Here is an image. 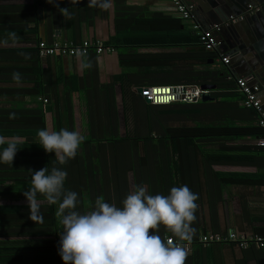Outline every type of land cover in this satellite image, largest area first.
Wrapping results in <instances>:
<instances>
[{
	"label": "trees",
	"instance_id": "16d2710c",
	"mask_svg": "<svg viewBox=\"0 0 264 264\" xmlns=\"http://www.w3.org/2000/svg\"><path fill=\"white\" fill-rule=\"evenodd\" d=\"M53 1L65 6L72 5V9L76 7L74 3L77 2ZM47 3V0H36V5ZM113 3L117 9L125 4V0H113ZM116 13L122 17L123 12L116 10ZM54 18H51L53 24H58L61 20L59 16ZM116 26L118 27L117 23ZM177 29L175 26V30ZM130 39L114 35L110 37L109 42L117 43L115 46L129 45ZM198 39L199 37L190 30L181 29L177 34L161 40L171 44L195 45L199 43ZM37 46L38 41L34 47H29L35 54L34 86L31 88L30 82L28 88L29 94L34 96V103L26 105L22 102L27 92L24 90L19 92L18 106L0 107V137L5 140V143L0 145V152L12 141L18 148L11 166L0 162L3 194H16V197L7 198V201L0 204L1 219L5 223L0 227V237L4 236L0 238V264H64L59 255L58 238L63 229L55 215L58 204H49L38 194V200H45L41 203L44 219L42 223H35L29 219L30 211L23 195L31 186L29 170L35 172L44 167L48 168L49 174L53 167L67 172L64 189L78 194L77 211L81 213L92 210L98 198L122 207V201L133 191L132 187L129 189L128 170L132 171L134 186L144 185L149 194L167 195L172 187L187 185L199 198L196 201V221L192 225L195 229L191 240L192 250L190 249L186 261L205 257L210 259L212 250L223 245L239 248L240 261L251 258H261L264 261V245L250 243L247 248H240L236 242L223 241L208 245L199 242L202 233L227 234V231L217 229L208 231L201 222L205 207L212 208L211 201L203 202L204 196H210V192L199 178L207 167L206 164L211 168L218 191L221 185H250L259 183L264 178H255L257 175L248 171L212 169L215 165H257L259 153L264 152V146L255 147L258 154L252 155L253 147L250 144H225L227 140L264 137V127L257 124L256 111L240 103L243 96L234 90L233 80L227 79L223 70L211 69L206 63V59L215 57L214 51H208L206 54L181 53V58L196 68L169 71L162 82L166 85L216 84L218 90L210 93L214 97L212 100L157 105L145 103L142 96L128 91L132 121L124 131L119 129L120 120L113 87L102 86L97 92L91 89L92 93L87 88L89 137L84 138L74 159L60 165L55 153H46L40 146L38 130L48 128L59 131L66 128L81 135L82 132L79 128L73 130V108L69 99L62 107L57 106L56 122L49 120V113L52 111L51 76L48 69L43 70ZM65 93L71 97L72 91ZM56 95H59L58 91H54V96ZM57 101L59 102L58 98ZM246 228L240 227L234 231L245 235L251 232L261 236L264 241V228L251 227L248 231ZM157 234L163 240L164 235ZM172 237L178 240L174 235ZM211 258L214 257L211 255ZM18 260L20 263H15Z\"/></svg>",
	"mask_w": 264,
	"mask_h": 264
},
{
	"label": "crops",
	"instance_id": "0c3cea01",
	"mask_svg": "<svg viewBox=\"0 0 264 264\" xmlns=\"http://www.w3.org/2000/svg\"><path fill=\"white\" fill-rule=\"evenodd\" d=\"M191 1L196 5V17L204 28H212L217 25L211 23L214 21L208 23L212 18L210 16L212 8L206 0ZM74 4L76 7L72 9V5L65 6L55 1L36 5V0H0V107L18 106L20 103L19 92L24 90L27 92L22 102L26 105L34 103V96L29 94L28 88L31 84V88L34 86L35 54L29 47H34L39 40H44L46 43L54 41L76 43L84 39L99 40L111 48L100 54H96L94 51L88 52L87 59L91 61L92 67L84 70L80 69V61L77 56H60L59 60L56 59V55L40 56L43 70L48 69L51 76L52 99L50 103L52 111L49 113V120L56 122V110L69 99L73 108L72 123L75 126L73 130L79 128L84 138L89 137L87 88L92 93L91 89H95L97 92L98 88L100 89L102 86L113 87L116 110L120 120L119 129L124 131L132 121L128 91L139 94L137 90L139 87L166 85L162 82L163 79L165 81L164 77L169 74V71L196 68V66L192 67L190 63H186L181 58V53H208L199 44L179 45L161 40L177 34V31L181 29L189 30V22L182 23L183 20L173 14L169 0H125V4L117 9L113 0H77ZM248 4H260V10L264 9V0H249ZM205 5L210 8L208 12L204 11ZM62 8H68L70 14L68 17L65 18L61 14L59 9ZM116 10L119 13L123 12L121 18V14H117ZM260 10L248 11L247 7H243L240 14L251 18L253 26V28L247 26L248 33H252V29H262L264 26L262 16L259 15L260 17L255 18L252 15ZM58 16L61 20L58 21V24H53L51 18L57 19ZM209 16L211 18L207 19ZM175 26H177V30H175ZM12 33H15L17 38H13ZM114 35L130 37L129 45L115 46L117 43L109 42L110 37ZM220 39L221 48L217 47L216 52L214 51L215 57L206 59V63L210 65L211 69L223 70L227 79L233 80L234 90H236L235 77L246 78L250 83L260 82L264 79V64L261 62H257L255 68L252 65L243 68L241 63L233 66L230 62L224 64L220 61L217 53L219 50L222 51L219 53H225L224 44L226 41L224 37H220ZM254 51L256 50L254 49ZM14 73H19L20 78L15 79ZM215 86L216 88L209 89L210 93L218 90L216 84ZM54 91H58L59 95L54 96ZM70 91H72L71 97L65 93H70ZM260 97L264 107V92ZM258 139L227 140L225 144H250L253 147L252 155H255L258 154L255 147L261 146L258 144ZM259 155L257 165L242 167L215 165L212 166V169L248 171L255 173L257 175L255 178L264 177V152ZM205 166L207 167L204 168L205 170L199 175V178L205 184L206 190L210 192V196L205 195L203 202H212L211 209L208 206L205 207L204 217L201 221L206 229L225 232L234 231L240 227H247V231L251 227L264 228V178L261 182L250 185H221V189L218 191L217 183L211 175V168L207 164ZM128 182L130 183L129 189L131 187L133 189V175L130 170H128ZM5 183L10 184V182ZM2 184H4L3 179L0 178V204L7 201L5 200L7 198L16 197V194H3ZM39 201L40 203L45 202L43 199ZM1 216L0 211V227H3L5 223L2 222ZM158 233H162L164 236L173 235L163 226ZM248 235L253 234L250 232ZM0 238H4V236ZM206 253H209L208 250ZM211 255L214 257L213 259ZM240 256L239 248L233 245H223L212 250V253L209 254L210 259L205 257L186 261L185 264H264L261 258L240 261ZM18 262L20 263L19 260L15 263Z\"/></svg>",
	"mask_w": 264,
	"mask_h": 264
},
{
	"label": "clouds",
	"instance_id": "9594fccd",
	"mask_svg": "<svg viewBox=\"0 0 264 264\" xmlns=\"http://www.w3.org/2000/svg\"><path fill=\"white\" fill-rule=\"evenodd\" d=\"M53 3V0H47ZM58 2V0H57ZM54 6H56L54 4ZM66 18L68 8L59 9ZM13 38H17L12 33ZM80 69L92 63L84 51L77 53ZM15 79L19 73L13 74ZM210 94V93H209ZM39 144L46 153H55L60 165L74 159L84 137L66 128L38 130ZM5 140L0 137V145ZM18 148L14 141L0 152V162L12 165ZM31 172V186L23 192L31 219L43 222L38 194L49 204H58L55 212L62 226L59 255L64 264H185L186 245L165 242L159 232L163 226L179 241L190 242L195 233L198 194L187 185L172 187L167 195L149 194L144 185L134 186L122 201V207L98 198L87 213L77 211L78 194L64 189L67 172L47 167Z\"/></svg>",
	"mask_w": 264,
	"mask_h": 264
},
{
	"label": "built area",
	"instance_id": "2783aa9c",
	"mask_svg": "<svg viewBox=\"0 0 264 264\" xmlns=\"http://www.w3.org/2000/svg\"><path fill=\"white\" fill-rule=\"evenodd\" d=\"M172 5L173 14L180 19L189 22L188 29L199 37L198 44L207 51H215L218 47V42L214 34V29L218 30L219 25L212 28H204L198 21L195 9L196 5L191 0H169ZM249 11L260 10V4H248ZM244 18L243 14L230 15L228 17L226 25L230 22H236ZM38 54L40 56L58 55L75 57L80 51H84L86 54L90 51H94L96 54H100L106 49H111L105 46L99 40H81L79 42L65 41L52 43H46L44 40L38 41ZM220 61L224 64H228L230 56L225 53H217ZM236 90L243 96L240 103L248 108H253L257 113V124L260 127H264V107L261 100V93L264 92V79L260 82L250 83L248 79L242 77H235ZM205 93H210L209 89H204L201 85L197 84H174V85H149L141 87V95L147 99L151 104L165 105L175 102L181 103H196L200 101L201 97ZM258 144L264 146V137L258 139ZM226 235H222L218 232H206L199 236V242L208 245L215 242H236V245L240 248H247L250 243H257L259 246L264 245L263 238L257 234L245 235L237 233L236 231L229 230ZM60 237L58 238V243ZM163 241H172L173 243H181L187 246L188 250L191 249V241H179L172 236H163Z\"/></svg>",
	"mask_w": 264,
	"mask_h": 264
},
{
	"label": "water",
	"instance_id": "95a60500",
	"mask_svg": "<svg viewBox=\"0 0 264 264\" xmlns=\"http://www.w3.org/2000/svg\"><path fill=\"white\" fill-rule=\"evenodd\" d=\"M208 4H210L212 8V14L207 17L211 18L208 22L219 25V29H214V34L216 36L218 42V49H220L221 39L220 37H224L226 39L224 44V52L230 56V64L233 66H237L238 63L242 64L243 68H247V66H251L255 68V64L257 62H261L264 64V26L262 29L254 30L252 29V33L247 32V26L251 25V18L245 17L242 20H238L236 22H230L229 24H225L228 20V17L231 14H240L243 10V7H247L249 0H206ZM210 8L204 7V11L208 12ZM248 10V7H247ZM249 11V10H248ZM229 14V15H228ZM253 17L258 18L262 16L264 18V9L252 14ZM260 15V16H259ZM226 16V17H225ZM228 16V17H227ZM182 23H185L183 20ZM211 25V26H213ZM253 28V26L251 27ZM259 31V32H256ZM254 49L256 51H254ZM219 52H222L219 50ZM227 52V53H226ZM56 59H60V56L56 55ZM259 59V60H258ZM256 60V62H255ZM212 61V60H211ZM255 62V63H254ZM253 72V71H252ZM204 89H214L216 88L215 84H206L201 85ZM139 94H141V87L138 89ZM145 103H149V101L143 98ZM213 96L209 93H205L201 97V101H209L212 100ZM262 100V99H261Z\"/></svg>",
	"mask_w": 264,
	"mask_h": 264
}]
</instances>
